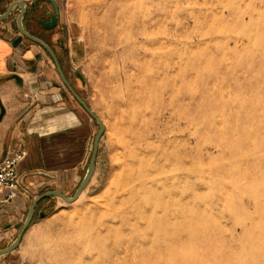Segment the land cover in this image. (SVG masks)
<instances>
[{"label":"rangeland","instance_id":"obj_1","mask_svg":"<svg viewBox=\"0 0 264 264\" xmlns=\"http://www.w3.org/2000/svg\"><path fill=\"white\" fill-rule=\"evenodd\" d=\"M61 7L104 123L98 176L35 212L24 262L264 264V0Z\"/></svg>","mask_w":264,"mask_h":264},{"label":"crops","instance_id":"obj_2","mask_svg":"<svg viewBox=\"0 0 264 264\" xmlns=\"http://www.w3.org/2000/svg\"><path fill=\"white\" fill-rule=\"evenodd\" d=\"M10 1L0 2V13ZM22 1L27 4L22 19L24 28L52 49L68 83L85 100V79L79 64L82 49L74 26L62 12L61 0H55L59 13L52 29H44L37 21L38 17L48 20L46 13L52 11L48 1ZM17 13L16 6L0 20V106L4 109L0 119V160L19 148L26 154L16 165L19 195L0 204V248L16 237L28 206L38 194L47 190L66 196L74 193L86 171L97 130L96 122L61 81L50 55L19 32ZM13 75L20 78V83ZM97 158L96 155L88 184L74 202L95 183ZM57 199L60 198L42 199L36 211L48 208ZM37 216L40 217L38 213ZM35 217L36 214L31 225ZM22 248L21 240L17 248L0 255V264H27Z\"/></svg>","mask_w":264,"mask_h":264},{"label":"water","instance_id":"obj_3","mask_svg":"<svg viewBox=\"0 0 264 264\" xmlns=\"http://www.w3.org/2000/svg\"><path fill=\"white\" fill-rule=\"evenodd\" d=\"M2 0H0L1 2ZM38 1H42V0H32V3H37ZM48 1L51 5H52V11L46 13V16L48 17V20H44L41 17L37 18V21L39 22V24L41 25V27H43L44 29H52L55 27L56 22H57V16L59 13L58 10V4L56 3L55 0H46ZM18 7V13L16 16V26L17 29L19 30V32L25 36L26 38L30 39L31 41L39 44L41 47H43L46 52L50 55V57L53 60V63L56 67V71L61 79V81L63 82V84L66 86V88L68 89V91L71 93V95L74 97V99L82 106V108L88 113V115L96 122L97 124V131L93 137V143H92V149H91V154L89 157V161L86 167V171L83 175L82 180L80 181V183L78 184V186L76 187L74 193L71 196H66L63 193L57 191V190H47L44 191L40 194H38L30 203V205L28 206L25 218L21 224V227L16 235V237L13 239V241L6 247L4 248H0V255L10 252L11 250L15 249L18 247V245L20 244L22 237L25 233V231L27 230V228L29 227V225L31 224L34 214L36 212V206L37 204L44 198L49 197V196H55L58 197L60 199H62L64 202L66 203H72L74 202L79 194L82 192V190L86 187V185L88 184L93 172H94V167H95V161H96V155L98 152V146H99V141L101 139V136L104 132V123L102 122V120L94 113V111L92 109H90V107L86 104V102L78 95V93L72 88V86L68 83L66 77L64 76V73L61 69V66L55 56V54L53 53L52 49L46 44L44 43L41 39H39L38 37L34 36L33 34L29 33L23 26L22 23V19L23 16L26 12V2L22 1V0H12L8 3L7 7L5 8V10L0 13V20L6 18L9 16L10 12L12 11V9L14 7ZM17 83H20V78L17 75H13L12 76ZM4 114V109L2 106H0V119L2 118V115ZM38 215L40 217L44 216V212L39 211Z\"/></svg>","mask_w":264,"mask_h":264},{"label":"built area","instance_id":"obj_4","mask_svg":"<svg viewBox=\"0 0 264 264\" xmlns=\"http://www.w3.org/2000/svg\"><path fill=\"white\" fill-rule=\"evenodd\" d=\"M25 154L26 151L19 148L0 160V204L12 201L19 195L20 179L16 165Z\"/></svg>","mask_w":264,"mask_h":264},{"label":"bare ground","instance_id":"obj_5","mask_svg":"<svg viewBox=\"0 0 264 264\" xmlns=\"http://www.w3.org/2000/svg\"><path fill=\"white\" fill-rule=\"evenodd\" d=\"M80 195V194H79ZM79 197V196H78ZM109 264H111V263H109Z\"/></svg>","mask_w":264,"mask_h":264}]
</instances>
